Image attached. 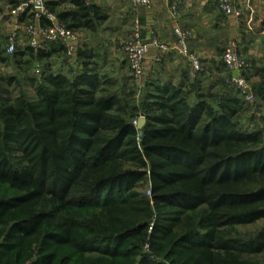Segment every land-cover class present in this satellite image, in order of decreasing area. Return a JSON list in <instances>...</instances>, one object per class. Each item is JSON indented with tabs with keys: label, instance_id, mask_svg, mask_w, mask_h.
<instances>
[{
	"label": "trees",
	"instance_id": "1",
	"mask_svg": "<svg viewBox=\"0 0 264 264\" xmlns=\"http://www.w3.org/2000/svg\"><path fill=\"white\" fill-rule=\"evenodd\" d=\"M70 3L46 6L70 30L95 31L94 8ZM45 50L27 47L37 62ZM24 55L1 52L0 64ZM77 57L70 76L43 64L34 77L30 62L0 76V187L16 193L0 195V264H264V226L237 230L264 219V128L240 125L241 96H204L196 79L145 86L137 105Z\"/></svg>",
	"mask_w": 264,
	"mask_h": 264
},
{
	"label": "crops",
	"instance_id": "2",
	"mask_svg": "<svg viewBox=\"0 0 264 264\" xmlns=\"http://www.w3.org/2000/svg\"><path fill=\"white\" fill-rule=\"evenodd\" d=\"M22 0H0V37H7L11 32L17 31V48L27 50L26 38L23 33V19L12 16L9 9L19 4ZM46 5L55 12L63 5L73 10L70 0L55 2V0H45ZM91 5L98 14L95 31L84 29L77 30L81 39V52L84 54V61L92 64L102 60L103 64L96 68L100 75L108 74L106 64L109 66V73L116 76L123 75L124 70L117 65V58L121 57V39L117 37V31L105 23L111 19V12L116 13V17L121 23L122 32L130 36L132 21L137 18L141 25V36L148 39L151 36L157 38L161 43L171 46L174 42L173 28L180 26L191 31L192 38L189 40V50L200 60L201 72L195 79L190 78V67L183 59L171 51L160 52L155 48H150L144 62V79L142 86H161L169 84L171 86H189L198 79L199 86H209L211 92L216 91L220 86L221 75L216 68L215 56L209 51L205 52L206 36L212 32L216 36L224 35V41H236L247 34V29H254L252 36L257 39L264 38V0H253L250 9L243 4L238 6L240 17L225 16L220 13L217 6L211 0H151L152 7L149 10L143 8H133L128 0H84ZM177 12L173 18L171 9ZM93 10V9H92ZM100 13H106L108 18H104ZM112 33V35H111ZM217 33V34H216ZM112 37H110V36ZM119 42V44H118ZM119 45V47H118ZM45 50V49H44ZM46 57L42 62L47 65L50 73H62L69 75L81 69V61L78 57L74 61H68L62 52H56L52 47L45 50ZM99 55V57L97 56ZM25 57V55L23 56ZM160 59L159 62L156 60ZM124 62V59H123ZM51 63V64H50ZM95 63V64H94ZM125 63V62H124ZM50 65H53L51 67ZM51 68V69H50ZM13 76V75H12ZM115 76V77H116Z\"/></svg>",
	"mask_w": 264,
	"mask_h": 264
},
{
	"label": "built area",
	"instance_id": "3",
	"mask_svg": "<svg viewBox=\"0 0 264 264\" xmlns=\"http://www.w3.org/2000/svg\"><path fill=\"white\" fill-rule=\"evenodd\" d=\"M221 14L225 16L240 17L238 6L243 4L248 10L253 0H211ZM133 8H143L149 10L152 7L151 0H128ZM173 18L177 12L171 9ZM12 15L16 19L22 18L23 33L26 38L27 47L37 54L50 44H62L64 55L68 61L77 59L78 51L81 49V39L76 31L70 30L65 24L60 22L56 15L50 12L45 0H25L18 4ZM174 42L171 46L161 43L156 37L151 36L143 39L141 36V25L137 18L132 21V29L129 40L124 44V61L129 69L130 75L140 90L144 79V62L150 48H155L160 52L171 51L176 56L183 58L190 67V78L195 79L201 72L199 58L189 50V40L192 38L190 30L180 26L173 28ZM18 41L17 31L11 32L7 37L6 53H14ZM225 70V81L229 88L237 92L247 103H253L255 95L250 82L246 76L247 65L239 53L236 41H231L224 48L221 56ZM157 62L160 59L156 60ZM41 69L36 73L40 74ZM137 120L134 122L136 126Z\"/></svg>",
	"mask_w": 264,
	"mask_h": 264
},
{
	"label": "rangeland",
	"instance_id": "4",
	"mask_svg": "<svg viewBox=\"0 0 264 264\" xmlns=\"http://www.w3.org/2000/svg\"><path fill=\"white\" fill-rule=\"evenodd\" d=\"M25 0H22L20 3L24 2ZM64 0H55V2H63ZM19 3V4H20ZM17 5L12 6L9 9V13H11L15 10ZM68 9L67 6L63 5L60 8H57L58 12L64 11ZM111 19H109L106 23L108 24L111 29L117 31V37L121 39V57L117 58V65H119L120 67H122V69L124 70L123 75H119L116 76L114 74H110L112 72L109 73V66L108 64H106V70L108 74H104V76H106L109 80L116 82V88L120 89L121 93L123 92H135V103L138 105V103L140 102L141 98L145 95L146 92H150V90L148 88H146L145 86H143L140 90L137 89V86L135 85L129 69L126 65V62H123L124 56H123V47L124 44L129 40V36L125 33L122 32V27H121V23L118 20V18L116 17V13L114 14L113 12L110 13ZM101 16H103L104 18H108L106 13H100ZM14 16V15H12ZM15 17V16H14ZM97 28L103 26V24L99 23L96 24ZM132 27H130V32H131ZM245 30L248 32L247 34H242V37L238 40L237 42V46L239 48V53L242 56V58L244 59L246 65H247V69H246V76L250 82L251 88L253 90V93L255 95V99L253 103H247L245 102L243 99L239 98V102L241 103V107L242 110L244 112H240V125L245 129V130H261L262 128H264V123H263V118H264V109H262L261 107V102L259 101V99L257 98L255 91L259 85V83L261 82V70H263L264 68V38L261 39H257L258 37H254L252 36L253 34V30L254 29H247V27L245 26ZM255 33V32H254ZM217 34V33H216ZM112 35V33H111ZM110 36V35H109ZM8 37V36H7ZM7 37H0V53L3 52L5 55H8L6 53V47H7ZM112 37V36H110ZM206 40H208L205 43V52H208L209 49L214 50L209 51L210 53H212V56H215L213 59H215V64H216V68L218 70V72L220 74L225 73L224 70V66L222 64V60H221V56L223 53L224 48L228 45L229 42L224 41V35H220V36H216L214 35V33L210 32L208 37L206 36ZM18 44V41H17ZM119 44V42H118ZM119 47V45H118ZM17 51H19L21 54H25V57L21 58L20 61V65L18 66L15 65L13 62L11 63H4V64H0V76L1 77H5V76H17L20 78V73L21 71L24 70V68L26 69L25 66V62H30V71L29 73L34 76V77H38L40 74L36 73L37 69H41L44 67V63L43 62H37L36 61V57L34 55H31L28 53L27 50H21L20 48H17ZM81 51V50H80ZM99 57V55H97ZM98 61L97 64H95V69L98 68V66H101L103 64L102 60H97ZM51 64V63H50ZM51 67H53V65H50ZM51 69V68H50ZM20 70V72H19ZM24 72V71H23ZM41 73V72H40ZM103 76V75H101ZM116 76V77H115ZM220 79V83L221 86H219L216 91H214L215 93L220 89V90H225L226 92H228V94H231V96L234 97H238L237 93L229 88V86H227L226 81H225V75H221V77H219ZM116 80V81H115ZM28 93L31 94V91L29 89ZM201 92L202 94L205 95H209L210 93H214L213 91L211 92V90L209 89V86H201ZM210 102H214L216 103V100H210ZM139 118L143 117L141 115H139V117H137L136 120H138ZM143 191L146 192L147 191V187H143ZM0 195L4 196V197H12L14 195H16V193L12 190H8L6 187H0ZM264 226V219L262 220H258L257 222L253 223V224H248V225H244V226H240L237 228L239 235L241 237H250L252 235H254L256 233V231H258L260 228H262Z\"/></svg>",
	"mask_w": 264,
	"mask_h": 264
},
{
	"label": "water",
	"instance_id": "5",
	"mask_svg": "<svg viewBox=\"0 0 264 264\" xmlns=\"http://www.w3.org/2000/svg\"><path fill=\"white\" fill-rule=\"evenodd\" d=\"M87 7H88L90 13L92 14V9H93V7H92L91 5H88ZM144 124H145V121H144V119H142V118H139V119L137 120V122H136V129H137V131L139 132V135H141V130H142Z\"/></svg>",
	"mask_w": 264,
	"mask_h": 264
}]
</instances>
